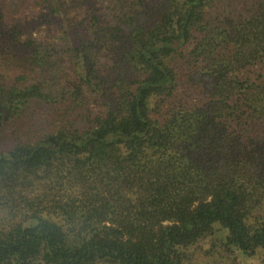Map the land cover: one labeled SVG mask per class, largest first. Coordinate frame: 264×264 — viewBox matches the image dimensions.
Masks as SVG:
<instances>
[{
	"label": "trees",
	"instance_id": "trees-1",
	"mask_svg": "<svg viewBox=\"0 0 264 264\" xmlns=\"http://www.w3.org/2000/svg\"><path fill=\"white\" fill-rule=\"evenodd\" d=\"M0 264H264V0H0Z\"/></svg>",
	"mask_w": 264,
	"mask_h": 264
}]
</instances>
